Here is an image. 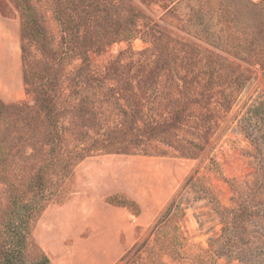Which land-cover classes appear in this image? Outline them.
I'll list each match as a JSON object with an SVG mask.
<instances>
[{"label":"rangeland","instance_id":"rangeland-1","mask_svg":"<svg viewBox=\"0 0 264 264\" xmlns=\"http://www.w3.org/2000/svg\"><path fill=\"white\" fill-rule=\"evenodd\" d=\"M248 3L264 13V0H38L47 116L24 83L20 13L0 0V81L17 72L24 93L0 94V215L25 195L28 259L264 264V24Z\"/></svg>","mask_w":264,"mask_h":264},{"label":"trees","instance_id":"trees-1","mask_svg":"<svg viewBox=\"0 0 264 264\" xmlns=\"http://www.w3.org/2000/svg\"><path fill=\"white\" fill-rule=\"evenodd\" d=\"M15 7L21 16V33H20V48H21V60L23 64V79L27 92H32L35 96L37 107L44 110L46 115L49 116L52 112V66L48 60H50V52L48 43L50 40L49 34L46 30L43 17L41 15V7L32 0H13ZM68 3V2H67ZM247 9L251 12L254 11L259 18L260 22L264 24V13L259 11L258 5L248 3ZM54 11L56 15L63 13V2H55ZM84 9V5L81 2H69L67 5V25L70 23V19L80 18V14ZM65 20V19H64ZM68 30V27H67ZM77 39L79 37L76 30L75 35ZM263 43L258 40L257 44L262 45L264 50V33L262 38ZM82 46V45H81ZM248 51H254L256 46H249ZM31 49L39 51L43 60L35 58L31 54ZM45 59V60H44ZM52 59V57H51ZM9 108L10 106H4ZM0 138V164L4 165L9 157V151L7 146L2 143ZM257 167L255 175L257 177L260 174ZM41 178L36 174L35 177H31L28 181L31 191L32 188L41 184ZM36 192V191H35ZM25 195L21 193L13 192L9 197L10 209L3 212L0 215V264H49V258L43 253H37L32 258L28 259L26 254V234L20 228L26 229V222L28 221V214L21 213L20 207L22 203H19L21 197ZM241 208L240 210H248V205L238 200Z\"/></svg>","mask_w":264,"mask_h":264},{"label":"crops","instance_id":"crops-1","mask_svg":"<svg viewBox=\"0 0 264 264\" xmlns=\"http://www.w3.org/2000/svg\"><path fill=\"white\" fill-rule=\"evenodd\" d=\"M1 23V19H0ZM8 31V30H5ZM15 72V71H13ZM0 94L2 98L6 101L14 100V96H23V86L21 81V76L19 73H13L10 75L8 81H0ZM24 97V96H23Z\"/></svg>","mask_w":264,"mask_h":264}]
</instances>
